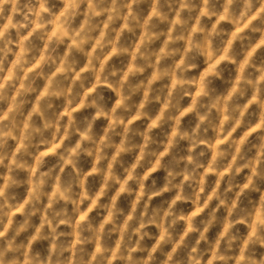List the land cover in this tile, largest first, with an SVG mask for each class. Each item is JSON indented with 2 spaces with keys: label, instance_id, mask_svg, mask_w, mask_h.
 Listing matches in <instances>:
<instances>
[{
  "label": "clouds",
  "instance_id": "9594fccd",
  "mask_svg": "<svg viewBox=\"0 0 264 264\" xmlns=\"http://www.w3.org/2000/svg\"><path fill=\"white\" fill-rule=\"evenodd\" d=\"M0 264H264V0H0Z\"/></svg>",
  "mask_w": 264,
  "mask_h": 264
}]
</instances>
